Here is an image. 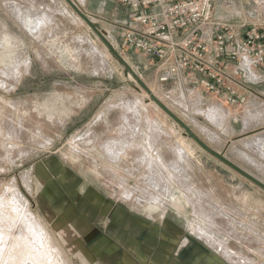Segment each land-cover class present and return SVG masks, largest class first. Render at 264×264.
<instances>
[{
    "label": "rangeland",
    "instance_id": "obj_1",
    "mask_svg": "<svg viewBox=\"0 0 264 264\" xmlns=\"http://www.w3.org/2000/svg\"><path fill=\"white\" fill-rule=\"evenodd\" d=\"M71 1L107 32L126 27L118 0ZM119 34L106 37L114 47ZM115 49L161 97L148 57ZM124 70L65 0H0V264H98L77 249L73 227L39 208L34 167L52 156L125 203L178 208L229 264H264V190L184 135ZM179 118L204 139L200 119ZM225 153L264 182V158L257 168L235 145Z\"/></svg>",
    "mask_w": 264,
    "mask_h": 264
},
{
    "label": "crops",
    "instance_id": "obj_2",
    "mask_svg": "<svg viewBox=\"0 0 264 264\" xmlns=\"http://www.w3.org/2000/svg\"><path fill=\"white\" fill-rule=\"evenodd\" d=\"M102 3L105 5L106 1ZM218 17L224 18L221 14ZM115 30L111 25L109 32L118 36ZM154 80L163 90L164 85ZM237 88L243 96L242 106L237 109L220 106L195 90L196 121L204 123L207 130L203 140L211 148L227 157L226 149L235 145L237 153L248 164L251 157L250 164L258 168L261 160L257 159L264 158V65L252 71V76L243 75ZM95 118H89L84 128ZM130 129L148 134L146 128L139 129L137 125ZM195 132L201 138L200 129ZM139 146L144 148L141 144L134 147ZM34 170L37 180L43 183V190L38 193L41 212L59 227H73L77 249L92 263L229 264L224 255L187 228L174 206L149 209L148 205L125 203L114 191L105 192L88 182L57 156L40 160Z\"/></svg>",
    "mask_w": 264,
    "mask_h": 264
},
{
    "label": "built area",
    "instance_id": "obj_3",
    "mask_svg": "<svg viewBox=\"0 0 264 264\" xmlns=\"http://www.w3.org/2000/svg\"><path fill=\"white\" fill-rule=\"evenodd\" d=\"M118 1L128 18L114 48L148 57L164 85L158 99L171 111L196 120L195 90L220 106H242L238 81L264 65V0Z\"/></svg>",
    "mask_w": 264,
    "mask_h": 264
},
{
    "label": "water",
    "instance_id": "obj_4",
    "mask_svg": "<svg viewBox=\"0 0 264 264\" xmlns=\"http://www.w3.org/2000/svg\"><path fill=\"white\" fill-rule=\"evenodd\" d=\"M66 3L85 21L88 27L95 33V35L102 41V43L107 47L108 51L124 66V73L129 74L133 77L136 83L146 92L149 99L156 104L168 117H170L177 125H179L183 131L184 135L192 139L196 145H198L203 151L215 157L217 160L236 171L238 174L248 179L250 182L264 190V182L248 173L247 171L240 168L238 165L234 164L222 153L217 152L211 148L207 143H205L192 129L187 125L182 119H180L173 111H171L162 101H160L150 90V88L134 73V71L129 67V65L124 61L120 53L114 48V46L105 37L103 30L99 27L96 22L90 20L78 7L71 1L65 0Z\"/></svg>",
    "mask_w": 264,
    "mask_h": 264
},
{
    "label": "bare ground",
    "instance_id": "obj_5",
    "mask_svg": "<svg viewBox=\"0 0 264 264\" xmlns=\"http://www.w3.org/2000/svg\"><path fill=\"white\" fill-rule=\"evenodd\" d=\"M129 75H130V74H129ZM130 76H131V75H130ZM131 77H132V76H131ZM144 96H145V97L148 96V95L146 94V92H145ZM147 101L153 103L151 100L149 101V99H147ZM209 104H210V103H209ZM212 109H213V108H212ZM211 115H213V114H211ZM214 117H215V115H214ZM30 246H32V245L30 244ZM32 249L34 250V249H36V247H35V248H32ZM34 251H35V250H34ZM27 252H28V251H27ZM39 257H47V256H46V255H43V256H39ZM33 264H36V263H33Z\"/></svg>",
    "mask_w": 264,
    "mask_h": 264
}]
</instances>
